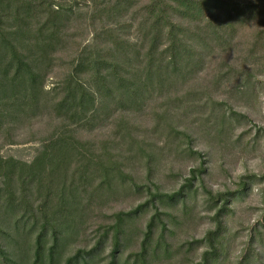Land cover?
Masks as SVG:
<instances>
[{
	"label": "trees",
	"instance_id": "obj_1",
	"mask_svg": "<svg viewBox=\"0 0 264 264\" xmlns=\"http://www.w3.org/2000/svg\"><path fill=\"white\" fill-rule=\"evenodd\" d=\"M253 24L242 49L239 33ZM83 29L90 39L79 42ZM231 53H240L241 69L224 63L229 66L220 75H238L245 93L264 73V0H0V136L38 118L55 123L31 162L0 156V264H94L108 241L107 264H118L129 241L125 226L147 204L154 213L134 264H152L167 249L163 231L153 242L160 205L165 199L176 205L181 192L153 193L146 186L143 205L114 214L88 251L64 256L94 210L130 192L124 162L145 150L133 140L127 115L185 89L209 59ZM63 55L71 56L67 72L46 89ZM154 114L166 136L181 133L168 112ZM113 119L114 140L82 138ZM122 143L131 154L124 162L117 153Z\"/></svg>",
	"mask_w": 264,
	"mask_h": 264
},
{
	"label": "rangeland",
	"instance_id": "obj_2",
	"mask_svg": "<svg viewBox=\"0 0 264 264\" xmlns=\"http://www.w3.org/2000/svg\"><path fill=\"white\" fill-rule=\"evenodd\" d=\"M255 27L253 24L239 33L240 48L252 40ZM75 39H90L88 30L77 31ZM223 57L209 59L205 70L185 89L178 88L144 110L127 115L133 140L141 141L145 150L140 157L127 159V163L123 159L131 156L127 151L129 143H122L117 152L122 154L123 171L130 178V192L94 210L64 257L77 249L88 251L113 224L114 214L129 212L148 200L145 187L149 186L153 193L181 192L176 205L171 206L168 199L166 205H160L162 223L157 225L153 242L163 231L167 249L152 264H264V73L254 77L253 87L244 93L238 75H220L229 65L241 69L240 53ZM70 59L71 56H61L46 80V89L64 76ZM154 111L168 112L172 127L181 133L166 136ZM54 124L48 117L38 118L19 125L12 134L0 136V156L31 162L41 138ZM116 126L117 119H113L101 129L84 133L82 138L96 144L112 141ZM189 183L190 189L185 186ZM136 187L144 192L137 193ZM218 210L221 213L216 216ZM153 213L147 204L127 222L129 241L118 255V264H134L142 232ZM209 232L211 239L207 237ZM110 248L108 241L94 264H107Z\"/></svg>",
	"mask_w": 264,
	"mask_h": 264
}]
</instances>
